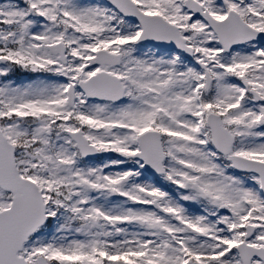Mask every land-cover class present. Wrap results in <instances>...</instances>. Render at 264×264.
Returning a JSON list of instances; mask_svg holds the SVG:
<instances>
[{
    "label": "snow or ice",
    "instance_id": "1",
    "mask_svg": "<svg viewBox=\"0 0 264 264\" xmlns=\"http://www.w3.org/2000/svg\"><path fill=\"white\" fill-rule=\"evenodd\" d=\"M0 264H264V0H0Z\"/></svg>",
    "mask_w": 264,
    "mask_h": 264
}]
</instances>
